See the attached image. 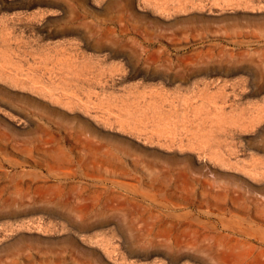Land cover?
Here are the masks:
<instances>
[{"label": "rangeland", "instance_id": "rangeland-1", "mask_svg": "<svg viewBox=\"0 0 264 264\" xmlns=\"http://www.w3.org/2000/svg\"><path fill=\"white\" fill-rule=\"evenodd\" d=\"M0 264H264V0H0Z\"/></svg>", "mask_w": 264, "mask_h": 264}, {"label": "bare ground", "instance_id": "bare-ground-1", "mask_svg": "<svg viewBox=\"0 0 264 264\" xmlns=\"http://www.w3.org/2000/svg\"><path fill=\"white\" fill-rule=\"evenodd\" d=\"M28 74H29V73H28ZM161 120H162V119H161ZM16 210H17V209H16ZM48 211H49V210H48ZM58 216H59V215H58ZM40 217H41V216H40ZM60 217H61V216H60ZM34 218H35V217H34ZM24 219H25V218H24ZM26 220H28V219H26ZM43 221H45V220H43ZM35 222H36V221H35ZM40 223H42V222H40ZM42 224H44V223H42ZM42 224H41V225H42ZM42 226H43V225H42ZM49 226H50V225H49ZM51 226H52V225H51ZM90 236H91V235H90ZM90 236H89V237H90Z\"/></svg>", "mask_w": 264, "mask_h": 264}]
</instances>
